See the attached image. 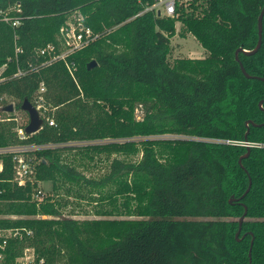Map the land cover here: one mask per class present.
Wrapping results in <instances>:
<instances>
[{"label": "trees", "instance_id": "1", "mask_svg": "<svg viewBox=\"0 0 264 264\" xmlns=\"http://www.w3.org/2000/svg\"><path fill=\"white\" fill-rule=\"evenodd\" d=\"M153 1L0 0V149L54 146L29 156L37 181L52 184L40 204L37 184L19 187L12 155L0 154V230L19 233L0 264L27 249L37 264H250L252 242V264H264V126H247L264 124V81L240 66L264 79V16L261 49L236 60L258 44L264 0H192L175 17L138 16ZM78 16L101 36L68 58L73 76L40 50L59 51L61 28ZM178 23L205 58L171 62ZM40 95L55 126L43 118L21 140L5 110L16 101L28 118L23 102ZM102 157V176L82 171ZM71 201L97 218L65 217Z\"/></svg>", "mask_w": 264, "mask_h": 264}, {"label": "built area", "instance_id": "2", "mask_svg": "<svg viewBox=\"0 0 264 264\" xmlns=\"http://www.w3.org/2000/svg\"><path fill=\"white\" fill-rule=\"evenodd\" d=\"M192 0H154L151 4H147L143 12H141L138 16L144 15L148 12H153L156 16L159 17H175L177 6L181 4H186ZM5 21L8 19L5 18ZM14 25H18V23H14ZM100 34L95 33L92 29L85 26L83 22V18H74L71 21H68L66 25L61 28L59 39L60 46L59 51H57L56 46L49 45L46 48L40 50V55L49 56L50 59L48 64L54 61L62 60L71 74L74 76V67L68 61V58L75 53L87 48L92 45L96 41L99 40ZM0 69V75L3 73L4 68ZM23 72H19L16 76L22 75ZM43 87V85H42ZM44 92V88L41 89ZM36 110L39 112L41 118H45L46 122L49 123L50 126H55L54 119L46 118V110L47 107L45 105V100L43 95L37 97L32 103ZM7 117L2 118V121L15 122L16 127L15 131L18 133V137L21 140L27 138L25 125L26 123H20L18 118L16 117L15 112H6ZM14 115V117H12ZM1 118V117H0ZM45 124V122H44ZM44 126V125H43ZM43 128V127H42ZM250 146L249 144H247ZM54 146L51 144L47 145H18L11 146L4 149H0V154H9L12 155V160L14 163V174H15V182L19 187H24L28 183L37 184L35 191L33 193V199L38 201L39 204L45 200L46 193L42 189L43 182H39L36 179L35 171L32 165V160L29 158L31 152L52 149ZM4 164L3 161L0 160V173L3 172ZM38 218H47L46 216H38ZM18 231L8 230L1 231L0 230V249L4 250L8 240L12 237H18ZM3 259V255L0 252V261ZM18 264H37V257L35 255L34 250L27 249L24 253V256L18 260ZM38 264H44V261H40Z\"/></svg>", "mask_w": 264, "mask_h": 264}, {"label": "rangeland", "instance_id": "3", "mask_svg": "<svg viewBox=\"0 0 264 264\" xmlns=\"http://www.w3.org/2000/svg\"><path fill=\"white\" fill-rule=\"evenodd\" d=\"M76 17V16H75ZM73 17V19L75 18ZM79 17V16H78ZM70 19L69 21L73 20ZM177 31L178 34L172 39V46L174 48L173 54L171 56V62H174L176 59L179 58H191V59H202L206 57V51L198 44V42L192 37V36H186V38H182L180 34L182 33V25L180 23L177 24ZM9 105H13L14 108L16 106V101H9ZM137 115L140 117L142 116V111H137ZM16 117L18 118L20 123H26L28 118L23 113L19 112L16 113ZM162 138H182L187 139V137H180V136H165ZM109 167V164L105 157H102V159H97L94 163H92L88 169H82L87 176L92 177H100L106 172L107 168ZM42 189L47 194H52V184L51 183H43ZM235 198L234 196H232ZM231 197V198H232ZM70 207L64 210L65 217H71L77 220H85V219H96L94 215H84L86 211H90L91 207H89L85 202L81 203V205H78L80 203H77L75 201H71ZM72 212L78 215H72Z\"/></svg>", "mask_w": 264, "mask_h": 264}, {"label": "water", "instance_id": "4", "mask_svg": "<svg viewBox=\"0 0 264 264\" xmlns=\"http://www.w3.org/2000/svg\"><path fill=\"white\" fill-rule=\"evenodd\" d=\"M263 16H264V9L262 10L261 15L259 17V41H258V44H257L256 48L253 51H251V52H247V51H245V50L240 48L236 52V60L238 62H240L239 61V53L240 52L252 55V54H256L261 49L262 41H263ZM97 65L98 64H97L96 61L91 62L88 65V70H93L94 68L97 67ZM240 66H241V71L246 76V78H248V79H258V80L264 81L263 78L253 77V76L249 75V73L246 71L244 66L242 64H240ZM263 104H264V101H261L260 102V108L262 110H263ZM21 108H22V111H24L25 113L28 114L29 120H30L29 125L26 128V134L27 135H34V134L38 133L42 129L43 125H44V120L41 118L39 112L36 110V108L33 106V104L30 101H28V100H25L23 102ZM5 111L6 112H10V113L14 112V106L10 105L8 108H6ZM250 124L255 126V127H263L264 126V124L258 125V124H255L252 121L247 122V126L248 127H249ZM248 134H249V130H248V132L246 134V139L248 137ZM249 155H250V150H248L247 155H245L242 158H240L239 162H240L242 168H243L242 161L245 158H247ZM251 187H252V180L250 179V183H249V187H248L247 191L245 192V194L239 200L243 199L250 192ZM239 200L232 197L229 202L232 204L234 201L238 202ZM247 211H248V209L245 206V213L239 220L240 229H239V231L236 234L237 240H240L239 238H240V234H241V228H242L243 222H244V220H245V218L247 216ZM252 248H253V242L251 244V249H250V253H249L250 264H252Z\"/></svg>", "mask_w": 264, "mask_h": 264}, {"label": "crops", "instance_id": "5", "mask_svg": "<svg viewBox=\"0 0 264 264\" xmlns=\"http://www.w3.org/2000/svg\"><path fill=\"white\" fill-rule=\"evenodd\" d=\"M188 36H191V35H188ZM193 37V36H192ZM194 38V37H193ZM195 39V38H194ZM199 44V43H198ZM200 45V44H199ZM201 46V45H200ZM202 47V46H201ZM205 51V50H204ZM206 53V52H205ZM206 55H207V53H206Z\"/></svg>", "mask_w": 264, "mask_h": 264}]
</instances>
